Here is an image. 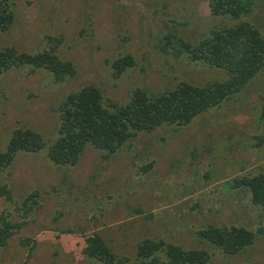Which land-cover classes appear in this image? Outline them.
<instances>
[{
  "label": "rangeland",
  "instance_id": "rangeland-1",
  "mask_svg": "<svg viewBox=\"0 0 264 264\" xmlns=\"http://www.w3.org/2000/svg\"><path fill=\"white\" fill-rule=\"evenodd\" d=\"M9 1L14 22L0 32V49L35 54L48 48L47 36L61 35L57 54L77 72L60 84L44 69L29 73L30 65L0 75V151L17 128L32 129L45 142L37 152L19 151L0 172V185L12 191L11 200L0 197V218L21 223L0 249V264H100L83 253L94 233L127 264H139L136 250L144 239L205 249L211 254L206 264H264V234L235 255L197 236L208 225L255 233L263 225L262 208L252 204L246 189L232 185L264 173V145L256 148L252 139L260 133L264 69L190 124L139 132L109 158L90 144L74 166L55 165L47 156L58 136L55 108L84 85L98 86L104 99L123 105L137 87L156 94L180 81L205 85L226 79L219 68L164 54L165 36L172 32L195 44L241 21L264 36V0H255L238 20L212 16L208 0ZM126 53L135 65L113 79L109 62ZM33 191L37 203L24 215L22 201Z\"/></svg>",
  "mask_w": 264,
  "mask_h": 264
},
{
  "label": "trees",
  "instance_id": "trees-1",
  "mask_svg": "<svg viewBox=\"0 0 264 264\" xmlns=\"http://www.w3.org/2000/svg\"><path fill=\"white\" fill-rule=\"evenodd\" d=\"M255 0H208L212 16H230L232 19L248 15ZM14 22V11L9 0H0V32L7 31ZM48 48L35 53L19 51L13 46L0 49V75L23 65L44 69L52 76L54 84L63 83L76 75L72 61L61 59L57 50L63 37L47 36ZM164 54L179 58L185 55L192 63L203 62L226 73V79L205 85L180 81L174 89L149 94L143 88L132 91L128 103L119 105L104 99L102 90L87 84L68 93L55 108L58 113L57 138L48 148V159L55 165L74 166L87 144L109 158L135 139L139 132L150 133L162 125L183 127L198 115L220 106L240 92L264 69V36L246 21L230 27L216 28L210 35L195 43L185 42L170 32L160 47ZM135 65L132 55L120 54L109 62L111 77L120 78ZM260 133L252 137L254 147L264 145V100L259 114ZM45 146L42 136L29 128L13 131L5 151H0V172L9 167L19 151L37 152ZM150 166V165H149ZM233 188H244L250 193L252 204L264 211V173L244 176L234 180ZM0 197L12 199V191L0 185ZM37 192L27 195L21 204L24 215L36 205ZM5 216V215H4ZM0 218V249L21 227L6 216ZM256 234H264L263 225L257 233L244 227H217L208 225L197 236L214 245L223 254L235 255L251 246ZM83 253L100 264H127L126 257H119L103 238L94 233L85 239ZM160 254L166 260H160ZM139 264H206L211 254L205 249H184L163 240L144 239L136 250Z\"/></svg>",
  "mask_w": 264,
  "mask_h": 264
}]
</instances>
